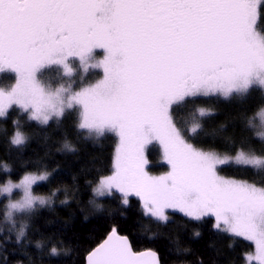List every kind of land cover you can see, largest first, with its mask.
<instances>
[{
    "label": "snow or ice",
    "instance_id": "snow-or-ice-1",
    "mask_svg": "<svg viewBox=\"0 0 264 264\" xmlns=\"http://www.w3.org/2000/svg\"><path fill=\"white\" fill-rule=\"evenodd\" d=\"M262 12L264 0H0V73L15 76L12 87L0 89V117L19 108L27 121L48 125L75 110L78 131L118 138L111 174L98 177L95 195L118 193L124 206L136 197L145 216L164 224L170 212L195 223L211 218L215 230L254 245L248 264H264V186L220 174L229 161L264 170V151L256 153L251 133L228 137L232 156H221L215 136L198 146L209 135L203 118L212 113L195 106L199 98L264 91ZM97 50L102 59L89 65ZM76 62L85 71L102 69V78L79 90L41 82L52 68L72 77ZM188 105L181 124L177 109ZM245 120L264 142V107ZM13 123L7 143L18 152L29 136ZM224 127L216 136H227ZM153 142L169 167L162 175L147 170L145 150ZM48 179L47 172L29 173L0 186L8 197L5 218L47 206L50 197L36 195L34 186ZM25 236L21 227L15 243ZM139 255L113 228L88 261L139 264Z\"/></svg>",
    "mask_w": 264,
    "mask_h": 264
},
{
    "label": "trees",
    "instance_id": "trees-1",
    "mask_svg": "<svg viewBox=\"0 0 264 264\" xmlns=\"http://www.w3.org/2000/svg\"><path fill=\"white\" fill-rule=\"evenodd\" d=\"M257 29L264 31V13L259 16ZM195 106L212 113L203 118L209 135L198 146L213 143L215 136L220 154L233 155L228 137L251 133L256 153L264 151V142L255 129L246 126L245 120L264 107L261 90L253 89L247 96H233L230 100L219 96L199 98ZM192 108L189 105L177 109L183 117L181 124L188 121ZM75 115L70 112L59 122L39 125L27 121L21 110L12 108L0 118V186L7 180L18 182L25 174L47 172L49 179L34 186V193L50 197L51 201L45 208L37 207L30 214L7 219L5 200L0 199V264H85V257L113 228L118 235L127 237L133 251L155 252L160 264H245L253 247L215 230L211 218L195 223L169 213L170 219L164 224L145 217L136 198H129L128 206L122 204L118 194L94 199L92 190L98 177L111 174L116 140L111 133L97 139L78 131ZM14 121L29 136L28 143L18 152L7 143ZM221 125L227 134L223 138L216 136ZM158 157L155 146L149 145L148 169L161 175L166 167ZM220 174L264 186V170L229 164L220 166ZM21 227L26 236L17 244ZM195 231L200 236H195ZM52 247L57 248V255L51 254ZM21 249H26L27 254Z\"/></svg>",
    "mask_w": 264,
    "mask_h": 264
},
{
    "label": "rangeland",
    "instance_id": "rangeland-1",
    "mask_svg": "<svg viewBox=\"0 0 264 264\" xmlns=\"http://www.w3.org/2000/svg\"><path fill=\"white\" fill-rule=\"evenodd\" d=\"M264 13V12H262ZM259 19V18H258ZM257 23H258V20H257ZM102 56L103 54L97 50V54L95 56V59L93 60H90L88 63L89 65H92V64H95L98 60L102 59ZM72 67L74 68V75L72 77H65L62 75V71L61 69H58V68H52V69H49L47 71H44L41 76H40V79H41V82L45 85V86H50V87H55L57 85H60V84H69V83H72V86L74 89L76 90H79V88L82 86V85H88V84H92V83H95L97 80L101 79L102 78V69H98V68H95V67H88L87 68V71L84 70L83 67H81V65L79 64V62H76L72 65ZM74 81V83H73ZM15 84V76L13 74H10V73H0V89H8L10 87H12L13 85ZM264 93V91H262ZM189 106V105H188ZM187 106V107H188ZM17 110H20L19 108H16ZM73 113H75L76 115V119L78 121V112H76L75 110L72 111ZM2 118V117H0ZM257 123L259 125V120L257 119ZM114 135V134H113ZM115 136V135H114ZM94 138H101V137H96V136H92ZM115 140H116V147H117V144H118V138L115 136ZM150 146H155V148L157 149L158 151V154H159V163L160 164H164V166L166 167V170L165 172H167L169 170V167L168 165L164 162L163 160V153H162V149L160 148L159 144L158 143H155L153 142L152 144H149ZM148 145V146H149ZM147 146V147H148ZM147 147H146V150H147ZM146 150H145V155H146ZM234 155V154H233ZM221 156H232V155H227V154H221ZM229 164H233V165H237L239 166L237 163H235L234 161H229V162H226L225 164L221 165V166H226V165H229ZM241 166V165H240ZM148 165H147V170L149 171L148 169ZM152 175H158L156 173H152L151 171H149ZM163 172V174L165 173ZM162 175V174H161ZM22 179V178H21ZM9 180H7L5 183H7ZM4 183V184H5ZM12 183H19L18 182H12ZM44 183V182H42ZM97 185V184H96ZM3 186V185H2ZM96 187V186H95ZM94 187V188H95ZM94 188L92 190L93 192V198L94 199H101L103 197H100V196H97L95 195L94 193ZM115 194H118V193H115ZM119 195V194H118ZM120 196V195H119ZM104 197H107L104 196ZM19 197L17 195H13L12 196V199L15 200V199H18ZM130 198H136V197H130ZM0 199H4L5 200V205H7L8 203V197L5 195V194H0ZM138 200V198H136ZM51 203V201L49 202V204ZM140 203V202H139ZM48 204V205H49ZM37 207H41V206H37ZM36 207V208H37ZM44 208L46 206H43ZM143 212V211H142ZM172 213V212H170ZM176 214H180L178 212H175ZM14 215H18V214H14ZM13 215V216H14ZM181 216H183L182 214H180ZM145 216V215H144ZM145 217H148V216H145ZM184 217V216H183ZM13 218V217H12ZM151 218V217H149ZM153 219V218H152ZM238 239H241L243 241H246L244 240L243 238L241 237H236ZM251 247H253V252L254 253V245L249 242V241H246ZM248 256V255H247ZM246 256V257H247ZM246 257H245V264H248L247 260H246Z\"/></svg>",
    "mask_w": 264,
    "mask_h": 264
},
{
    "label": "water",
    "instance_id": "water-1",
    "mask_svg": "<svg viewBox=\"0 0 264 264\" xmlns=\"http://www.w3.org/2000/svg\"><path fill=\"white\" fill-rule=\"evenodd\" d=\"M112 233H110L100 244H102L105 240H107L109 238V236L111 235ZM129 242V240H128ZM99 244V245H100ZM130 244V242H129ZM98 245V246H99ZM98 246H96L94 249H96ZM132 248V247H131ZM93 249V250H94ZM92 250V251H93ZM133 250V249H132ZM91 251V252H92ZM90 252V253H91ZM135 252V251H133ZM89 253V254H90ZM135 253H139V254H142V255H139L137 257L138 261H139V264H160L159 262V258L157 256V254L153 251H150V250H146V251H140V252H135ZM89 254L85 257V264H89V261H88V257H89ZM154 254V255H153Z\"/></svg>",
    "mask_w": 264,
    "mask_h": 264
}]
</instances>
